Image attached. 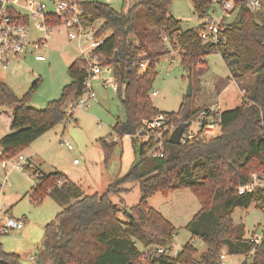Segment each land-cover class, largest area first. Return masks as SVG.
<instances>
[{
    "label": "trees",
    "instance_id": "1",
    "mask_svg": "<svg viewBox=\"0 0 264 264\" xmlns=\"http://www.w3.org/2000/svg\"><path fill=\"white\" fill-rule=\"evenodd\" d=\"M192 2L199 18L214 6L213 0ZM172 3L173 0H138L128 12L118 11L103 0L81 3L87 19H103L99 34H105L104 43L94 54L104 65L114 67L119 82L117 93L125 118L113 124L117 134L131 136L135 143L133 135L142 121L164 113L154 106L150 92L158 76L157 63L165 52L151 51L149 41L155 43L167 37L179 48L181 62L190 75L206 56L219 52L230 70L229 79L253 76L250 93L240 105L224 108L222 132L215 137L168 143L162 157L148 155L153 144L137 140L140 160L105 193L85 194L82 186L64 172L44 173L36 166L43 176L37 179L32 194L38 198L49 195L64 207L57 214L63 221V234L58 232L60 225L55 229V221L47 225L50 264H223L224 251L246 254L243 264H264V236L256 244L246 237L243 224H236L232 218L236 208H248L258 198L239 194L237 187L247 183L253 172H264V10L251 11L244 1L237 0L235 17L227 24L221 40L212 43L199 36V27L184 29L181 20L170 13ZM59 21L56 18L51 22ZM133 36H139L141 42L135 44ZM144 63L146 68H142ZM87 64L82 57L74 60L68 67L71 81L63 87L61 96L41 109L29 105L41 78L18 96L0 76V106L13 108L11 130L0 139L9 156L25 151L37 138L73 117L68 107L86 90ZM189 99L185 97L177 112L165 113L179 123L191 118L201 108H194ZM99 142L107 162L117 142L105 138ZM125 182L138 183L141 198L131 212L124 209L127 219L122 220L110 193L117 191L114 185ZM180 189H190L201 203L186 225L192 231V240L197 237L206 243L207 250L199 260L195 258L198 249L193 241L176 255L158 257L138 245L172 250L176 227L149 205V199L157 193L169 195ZM0 264L24 263L20 254L5 251L0 243Z\"/></svg>",
    "mask_w": 264,
    "mask_h": 264
},
{
    "label": "rangeland",
    "instance_id": "2",
    "mask_svg": "<svg viewBox=\"0 0 264 264\" xmlns=\"http://www.w3.org/2000/svg\"><path fill=\"white\" fill-rule=\"evenodd\" d=\"M137 2L138 0H112L110 3L116 10L128 12ZM215 8L219 13L220 8ZM169 10L181 20L184 29L198 28L204 21L195 12L192 0H173ZM235 15L234 13L233 18ZM142 25L143 22L139 27ZM40 34L41 31H34V36ZM133 37L135 44L141 42L139 36ZM148 47L154 52H165L157 63L158 76L152 89L157 91V95L150 92L154 106L160 111L177 112L187 97L190 82L193 94L189 100L194 108H203L217 102L223 108H234L250 93L253 76L248 75L242 80L229 79L230 70L219 52L206 56L205 62L189 75L190 70L181 62L179 48H175L167 37L155 43L149 41ZM39 53L44 54L47 59L38 61L29 52L19 60H12L8 68L1 69L0 76L18 96H23L33 82L41 78V85L29 103L41 109L48 101L61 96L63 87L71 81L68 67L80 57L81 52L76 41L54 31ZM109 76L102 72L96 79H92L97 100L92 102L90 108H77L67 122L52 128L32 143L34 162H38L44 173L56 170L64 172L81 185L88 195L107 192L109 186L122 180L131 166L141 158L139 142L136 140L134 143L128 135L120 137L113 129V124L118 119L125 118V110L117 91L103 86L104 79ZM12 112V107L0 106V136L11 130ZM100 138L110 142L118 141L107 162ZM67 141L72 143V149L66 145ZM75 160L78 162L75 163ZM36 182L37 179L28 172L11 168L6 174V170L0 166V209L6 210L9 216L25 221L23 229L0 234V243L5 251L20 254L24 264H40V256L46 259V264H50L47 225L55 221V229L59 225L61 228L63 221L57 218V214L64 207L49 195L38 198L32 194ZM114 186L117 191L110 193V198L120 208L119 218L126 220L124 209L140 201V186L136 182ZM149 205L171 218L169 220L175 225L173 253H178L186 243L193 241L198 249L195 258L199 260L207 250L206 243L197 237L192 240V231L186 228L201 208L196 195L190 189H180L169 195L157 193L149 199ZM232 218L236 224H243L247 238L253 232L260 233L264 226V211L255 203L248 208H236ZM139 247L143 249L141 244ZM224 253L226 258L223 264L246 262V254Z\"/></svg>",
    "mask_w": 264,
    "mask_h": 264
},
{
    "label": "built area",
    "instance_id": "3",
    "mask_svg": "<svg viewBox=\"0 0 264 264\" xmlns=\"http://www.w3.org/2000/svg\"><path fill=\"white\" fill-rule=\"evenodd\" d=\"M84 1L91 0H0V70L8 68L12 60H19L29 52L34 54L36 60L45 61L47 57L39 53V50L54 31L65 34L77 42L81 52L80 57L88 62L89 75L85 82V92L68 107L69 113H74L77 108H90L92 102L97 100L92 79H96L102 72L110 75L104 79L103 86L114 91L119 89V82L114 76V67L104 65L94 54V51L104 43L105 34H99L103 19H87L81 5ZM103 1L110 3L112 0ZM242 1L251 11L264 10V0ZM213 4V8L199 26V36L212 43H218L227 24L237 11V0H219L214 1ZM215 6L220 8L219 13L216 12ZM56 18L60 21L52 24L51 21ZM35 30L41 31L42 34L34 36ZM146 66L147 63H144L142 68ZM152 94L157 95V91H152ZM223 110L222 104L217 102L201 108L196 115L182 123L176 122L168 113H160L144 119L133 137L141 143L153 144L148 155L162 157L167 152L170 138L178 130H181L180 143L210 139L219 135L222 132ZM65 143L70 149L73 148L71 142ZM0 166L6 170V174L11 168H16L28 172L35 179L43 176L42 171L35 169L36 166L24 152L9 156L1 145ZM237 192L256 195L258 198L253 203L264 211V172H253L247 183L237 187ZM5 211L0 209V234L23 229L24 219L9 216ZM263 236L264 226L260 233L253 232L248 239L258 244ZM143 251L157 257L165 254L176 255L173 249L165 247H143ZM30 258L35 260L34 256ZM225 258L226 254L221 255L222 261Z\"/></svg>",
    "mask_w": 264,
    "mask_h": 264
},
{
    "label": "water",
    "instance_id": "4",
    "mask_svg": "<svg viewBox=\"0 0 264 264\" xmlns=\"http://www.w3.org/2000/svg\"><path fill=\"white\" fill-rule=\"evenodd\" d=\"M117 57V55H116ZM191 71H189V75H190ZM193 94V86H192V82L189 83V87H188V92H187V96H191ZM180 136H181V130H178L174 135H172V137L170 138V143L171 144H180ZM128 212H131V207L127 208ZM60 236L62 235V228H60L59 231ZM49 246V243H47V247ZM39 261L43 264L44 263V259L42 256L39 257Z\"/></svg>",
    "mask_w": 264,
    "mask_h": 264
},
{
    "label": "crops",
    "instance_id": "5",
    "mask_svg": "<svg viewBox=\"0 0 264 264\" xmlns=\"http://www.w3.org/2000/svg\"><path fill=\"white\" fill-rule=\"evenodd\" d=\"M162 45H164V44H162ZM166 45V48H169L168 47V44H165ZM5 134H2L1 136H0V139H1V137L2 136H4ZM117 141V140H116ZM118 142V141H117ZM32 146H33V144L29 147V148H27L25 151H24V154L29 158V160L35 165V166H38L39 168H40V165H38V162H34V152H33V149H32ZM75 163H77V162H75ZM41 169V168H40ZM42 170V169H41ZM165 216V215H164ZM165 217H167L168 219H171V218H169L168 216H165ZM61 228L63 229V225L61 226ZM62 234H63V232H62ZM194 240H196V238H194ZM172 249L174 250V247L172 246ZM44 263L46 264V259L44 260ZM43 263V264H44Z\"/></svg>",
    "mask_w": 264,
    "mask_h": 264
}]
</instances>
